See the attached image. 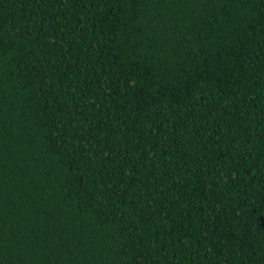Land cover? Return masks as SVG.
Listing matches in <instances>:
<instances>
[{
	"label": "trees",
	"instance_id": "obj_1",
	"mask_svg": "<svg viewBox=\"0 0 264 264\" xmlns=\"http://www.w3.org/2000/svg\"><path fill=\"white\" fill-rule=\"evenodd\" d=\"M0 264H264V0H0Z\"/></svg>",
	"mask_w": 264,
	"mask_h": 264
},
{
	"label": "snow or ice",
	"instance_id": "obj_2",
	"mask_svg": "<svg viewBox=\"0 0 264 264\" xmlns=\"http://www.w3.org/2000/svg\"><path fill=\"white\" fill-rule=\"evenodd\" d=\"M108 187L111 188V185H109Z\"/></svg>",
	"mask_w": 264,
	"mask_h": 264
}]
</instances>
